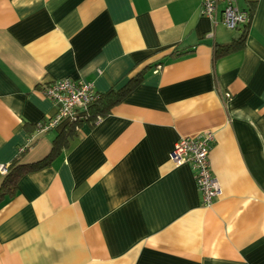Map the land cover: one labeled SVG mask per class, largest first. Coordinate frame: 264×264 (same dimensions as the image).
Returning <instances> with one entry per match:
<instances>
[{
  "label": "crops",
  "instance_id": "obj_1",
  "mask_svg": "<svg viewBox=\"0 0 264 264\" xmlns=\"http://www.w3.org/2000/svg\"><path fill=\"white\" fill-rule=\"evenodd\" d=\"M201 1L0 0V164L45 159L68 124L36 130L57 113L42 85L106 93L144 72L0 200V264H264V0H235L248 36L219 58L243 27L203 16ZM206 132L211 206L191 165L170 160Z\"/></svg>",
  "mask_w": 264,
  "mask_h": 264
},
{
  "label": "built area",
  "instance_id": "obj_2",
  "mask_svg": "<svg viewBox=\"0 0 264 264\" xmlns=\"http://www.w3.org/2000/svg\"><path fill=\"white\" fill-rule=\"evenodd\" d=\"M200 12L215 23V17L220 12L222 23L229 30H237L251 21L250 11L236 6L235 0H202ZM41 91L45 97L57 105L56 115L44 119L36 125V130L43 132L50 131L62 123L74 122L86 116L89 106L98 97V92L92 83L75 81L70 78L44 84ZM215 142L214 133L206 132L199 137L180 139L170 153V160L175 165H191L203 203L206 206H211L220 194V186L212 173L210 163V155ZM8 171L9 164H0L2 175H6Z\"/></svg>",
  "mask_w": 264,
  "mask_h": 264
},
{
  "label": "trees",
  "instance_id": "obj_3",
  "mask_svg": "<svg viewBox=\"0 0 264 264\" xmlns=\"http://www.w3.org/2000/svg\"><path fill=\"white\" fill-rule=\"evenodd\" d=\"M249 27L250 23L244 25L240 37L234 42L217 45L215 48V56L219 58L243 49L248 36ZM143 80L144 72H141L137 76L131 78L122 88H112L106 93H98L96 101L89 106L87 115L79 118L77 121L69 122L65 126L63 132L54 139L52 151L45 159L30 165L19 166V158H17L14 162L9 164V171L5 175L4 182L0 187V200L5 196L13 197L16 194L17 184L24 175L50 165L64 149L69 147L70 140L76 135L77 130L84 123L94 126L96 122L109 116L112 109L134 91Z\"/></svg>",
  "mask_w": 264,
  "mask_h": 264
}]
</instances>
